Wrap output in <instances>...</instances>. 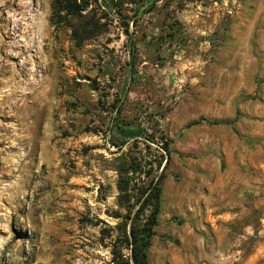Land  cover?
<instances>
[{
  "label": "rangeland",
  "instance_id": "rangeland-1",
  "mask_svg": "<svg viewBox=\"0 0 264 264\" xmlns=\"http://www.w3.org/2000/svg\"><path fill=\"white\" fill-rule=\"evenodd\" d=\"M65 2L0 0V264L128 256L151 182L148 264H264V0Z\"/></svg>",
  "mask_w": 264,
  "mask_h": 264
},
{
  "label": "trees",
  "instance_id": "trees-1",
  "mask_svg": "<svg viewBox=\"0 0 264 264\" xmlns=\"http://www.w3.org/2000/svg\"><path fill=\"white\" fill-rule=\"evenodd\" d=\"M80 1L66 0L62 9L67 13H79L87 8V2ZM133 1L136 5H146L145 11H151L159 0ZM56 4H59V1H56ZM125 33L127 38H132L128 32L125 31ZM125 185L126 182L121 178L118 182L119 200L126 190ZM141 194L143 199L131 219L128 236L125 238V245L129 249V255L125 256L118 249H114L112 251L111 264H148L147 249L153 235V228L157 224V214L159 212V183H149ZM148 208L150 209L149 213L145 217H140V214L142 215Z\"/></svg>",
  "mask_w": 264,
  "mask_h": 264
}]
</instances>
